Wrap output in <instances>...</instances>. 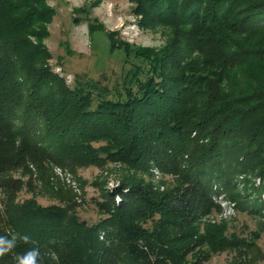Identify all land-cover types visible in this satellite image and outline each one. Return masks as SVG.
I'll use <instances>...</instances> for the list:
<instances>
[{"label":"trees","instance_id":"1","mask_svg":"<svg viewBox=\"0 0 264 264\" xmlns=\"http://www.w3.org/2000/svg\"><path fill=\"white\" fill-rule=\"evenodd\" d=\"M17 1L0 0V195L7 196L0 236L18 234L0 264H16L33 247L41 264H186L188 249L171 243L190 233L172 234L184 228L180 217L149 225L154 212L172 207L149 189L121 181L107 192L103 217L89 224L69 205H15L11 171L35 154L61 152L74 163L159 168L200 190L191 202L186 193L177 200L196 217L210 209L214 184L228 190L237 173L256 168L264 178V0H136L146 25L178 31L161 54H140L145 62L133 63L115 88L80 77L71 84L56 73L49 50L23 35L30 26L42 33L34 25L50 8L16 15L8 9L19 10ZM25 235L27 243L19 239Z\"/></svg>","mask_w":264,"mask_h":264},{"label":"rangeland","instance_id":"2","mask_svg":"<svg viewBox=\"0 0 264 264\" xmlns=\"http://www.w3.org/2000/svg\"><path fill=\"white\" fill-rule=\"evenodd\" d=\"M17 2L22 6L19 10L8 9L16 15L32 8L37 11L50 8L48 17L34 25L44 31L34 35L30 26L29 32L23 35L25 40L39 42L49 50L51 57L46 62L71 84L80 77L81 80H100L115 88L125 70L133 63L144 61V54L155 57L170 48L178 31L168 24L146 25L135 9L136 0ZM58 154L55 157L35 154L26 164L15 165L11 171L12 181L19 188L14 195L15 205L35 202L44 207L69 205L70 212L93 224L103 217L101 207L107 192L121 181L132 182L133 187L149 189V193L171 202L170 210L154 212L148 223L181 218L184 228H173L172 234L183 236L185 232L190 233V237H181L183 240L171 244L188 249L186 264H192L193 259L204 253L209 257L205 264H239L240 257L245 258L243 264H264V178L258 168L241 170L230 179L234 185L228 190L220 183L214 184L210 209L200 210L196 217L191 206L180 209L177 201L183 193L187 197L191 195L190 200L186 199L188 202L201 193L199 189H192L184 175L159 168L135 169L122 161L102 160L89 164L80 158L74 163L69 153ZM212 232L216 234L213 236ZM217 243L221 244L219 248H216Z\"/></svg>","mask_w":264,"mask_h":264},{"label":"clouds","instance_id":"3","mask_svg":"<svg viewBox=\"0 0 264 264\" xmlns=\"http://www.w3.org/2000/svg\"><path fill=\"white\" fill-rule=\"evenodd\" d=\"M18 234H14L11 239L7 237L0 236V257L12 252L17 243ZM20 240L24 242H29L30 238L28 236H19ZM16 264H41L42 257L39 247H33L23 254H18L14 257Z\"/></svg>","mask_w":264,"mask_h":264}]
</instances>
